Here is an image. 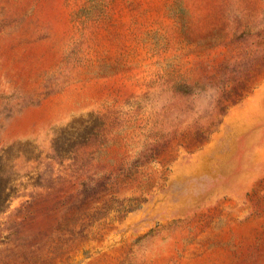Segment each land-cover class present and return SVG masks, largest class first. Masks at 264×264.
<instances>
[{
    "label": "rangeland",
    "instance_id": "rangeland-1",
    "mask_svg": "<svg viewBox=\"0 0 264 264\" xmlns=\"http://www.w3.org/2000/svg\"><path fill=\"white\" fill-rule=\"evenodd\" d=\"M25 141L0 264H264V0H0Z\"/></svg>",
    "mask_w": 264,
    "mask_h": 264
},
{
    "label": "trees",
    "instance_id": "trees-1",
    "mask_svg": "<svg viewBox=\"0 0 264 264\" xmlns=\"http://www.w3.org/2000/svg\"><path fill=\"white\" fill-rule=\"evenodd\" d=\"M42 153L34 141L14 143L0 149V214L13 200L29 196L43 186ZM29 190H32V192Z\"/></svg>",
    "mask_w": 264,
    "mask_h": 264
}]
</instances>
